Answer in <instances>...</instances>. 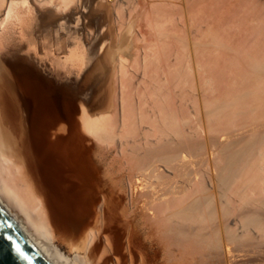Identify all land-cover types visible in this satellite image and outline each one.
<instances>
[{
  "label": "bare ground",
  "instance_id": "bare-ground-1",
  "mask_svg": "<svg viewBox=\"0 0 264 264\" xmlns=\"http://www.w3.org/2000/svg\"><path fill=\"white\" fill-rule=\"evenodd\" d=\"M183 1L181 33L152 27L143 48L122 0L118 29L87 35L89 0H0V206L51 264H264V45L221 57L220 32L199 38ZM126 143L130 208L91 158Z\"/></svg>",
  "mask_w": 264,
  "mask_h": 264
},
{
  "label": "rangeland",
  "instance_id": "rangeland-1",
  "mask_svg": "<svg viewBox=\"0 0 264 264\" xmlns=\"http://www.w3.org/2000/svg\"><path fill=\"white\" fill-rule=\"evenodd\" d=\"M118 1H121V0H118ZM126 1H127V3H126ZM128 1L129 0H122L126 9L124 8L125 9V10H123L124 12L122 11L123 16H121V19H122L121 23L125 24L129 21V19L134 18V19H132V21L135 22V25H136L135 30H136V32L140 31V33H137V35H139L141 37V41L139 42V46L146 48L147 44L143 43V39L149 37V35L151 34V32L153 30L152 27L154 28L155 26H157V28L162 27L161 30H165V31L167 30L169 32L170 31L171 32L176 31L178 33H181L180 31H181V29H183L181 27V26H183V22H182L183 16L181 15V12L183 9L182 4H184L185 1H183V0L182 1L181 0H169L170 3H168V4L163 3L164 0L163 1L162 0L161 1L160 0H147L148 3H146V0L145 1L144 0H141V1L140 0H130L131 3H133V4H130V1L129 2ZM187 1L189 3V8H190V16L189 17L192 18L190 20L193 23L192 25L194 26V30L195 29H196V31L198 30L196 33H197L199 38L201 35V32L199 33L201 25H203L206 28V29H203L206 32H209V30L211 31L212 27H214V28L216 27V30L218 31V33L220 32L219 36L221 38H219V39L222 40V41L220 40L221 44L224 45L221 48V54H222L221 57H223L224 55H226V53L228 51H230L228 49L235 48V47H236V49H240V48L243 49V47L245 46L246 43H247L246 45H248V46H250L252 43L253 46L251 45L252 46L251 48H253L255 45H258L255 47H257V49L258 48L262 49V47H259V44L262 42L260 44V46L264 45V35H263L264 34V0H215L216 4L214 3V0H187ZM75 2H76V0H75ZM137 2H139V4ZM32 3H33L32 6L35 9H38V6L36 3H34V0H32ZM175 3H177V4H175ZM75 4H77V3H75ZM113 4L114 3L111 4L110 0H89V3L86 5V8H82L81 11H77V15H75V18L81 17V25L82 26L80 25V29L82 31H80V32L83 33V35H87L86 28L87 29H93L94 25H95L94 23L97 20L99 21V25L105 21L106 23L109 24V26L112 25V27H116L118 29V25H117L118 21L116 20L117 14H115L117 12H116V8H115V4L114 5ZM134 4H136V5H134ZM144 4H147L149 7L147 5H144ZM205 4L208 6L209 9L206 8ZM100 5H102V7H100ZM103 5H105V6H103ZM167 5H168V7H167ZM129 6H131V7H129ZM139 6H140V9H139ZM141 7H142V9H141ZM171 9H172V11H171ZM168 10L170 11V14L168 15V19H169L168 22L163 24V25L159 24L161 26H158L156 24V19L157 20H165L164 17H162V15L160 14V12L161 11L162 12H169ZM204 10H206V11H204ZM108 11H109V13H108ZM159 14H160V16H158ZM110 16H111V18H110ZM39 17H40V15H39ZM196 17H198V18H196ZM177 18L181 19L182 21L178 20ZM109 20L111 21V25L109 23L110 22ZM70 26L76 27L75 23H72ZM252 27H254V28H252ZM208 28H210V29H208ZM212 30H215V29H212ZM232 33H233V36H232ZM39 34L41 35V33L36 32V35L39 36V38L42 37V35L40 36ZM7 36H8V34L2 35L0 41L5 40V39L7 40L8 39ZM37 36H35L36 39L38 38ZM246 37H248V38H246ZM39 38L37 41H41V39H39ZM85 38H86V36H85ZM168 41H171L170 38ZM257 41L260 43H258ZM167 47H166V49L168 50L167 53H169V49H171V48H169V46H167ZM149 51L150 50H146V52L148 54H150V52H151V51L150 52ZM32 56H33V54H32ZM164 57L166 58L167 56L165 55ZM149 59H151V58H149ZM182 63L183 62H180L181 65L179 64V66H181V68L178 66V70L175 69V70H173V72H175V71H176V73H177V71L180 72L183 69ZM43 67L44 66H42V69H43ZM46 68L49 69V67H44L45 70H47ZM136 68L131 69V72L136 75V78H135L136 80L134 79V82L138 81V79H141L140 82L143 80H147L148 78L144 77L145 75H143L144 74L143 71L145 69L144 70H143V68H142V70L139 69V68H141L140 66L137 69ZM146 68H148V66ZM148 71H150L149 68H148ZM141 75H142V77H140ZM190 79L192 80V77ZM162 88H164V85L162 86ZM126 90H127V91H125L126 94L129 95L128 88ZM99 91L100 90H98V88L96 87V89L94 91L95 100H94V98H92L91 103L94 104L96 102L97 95L99 94ZM161 92L162 91H157V93H159V94H161ZM163 92H164V90H163ZM97 104H98V102H96L94 105H97ZM136 127H138V126H134V129ZM138 128L135 129V131H134L136 133L135 137H137L141 133V131H140L141 129L139 130ZM134 129L133 128L130 129L131 132H133ZM134 132L132 135H134ZM128 134H130V133H128ZM223 143L226 144L227 141L224 140ZM126 145H127V143H126ZM126 145L123 146V149L125 148L124 150L121 147L122 145L119 146L118 144H111V145H107V146L106 145L101 146L99 144L98 148H97V145H95L96 148H95L94 153H92L91 158L93 157L92 158V165L95 164L96 167L102 165L99 168H101V169L104 168L102 170V172H104L103 179L105 178L104 180L107 182L108 188H106V189L108 190V193L110 194V196H112L114 199H116L118 197V195H119V197L122 195L123 208H130V200L129 199L131 197H133L132 196L133 195V192H132L133 188H132L131 184L135 181V176L137 174V171H136L137 166H136V163L134 162L135 161V159H134L135 155L132 154V149H134L133 146L128 144L126 147ZM122 152H123V154H122ZM105 154H106V156H105L106 158H104V156H103ZM131 156H132V158H131ZM106 161H107V163H105ZM59 166L61 167V170H63L64 173L68 174L67 181L69 180L68 183H70V186L74 185L71 189L72 190L74 189L73 190L74 194L76 195V197L79 200H81V196H83V194H81L83 192V191L81 192V189L83 188L81 181L76 180V178H74V177L73 178L75 180L71 181V179H73V178L69 177L70 173H68V172H70V170L67 168L66 164L61 163V164H59ZM205 167H202V171H203V173H205V175L208 176L211 173V171H210L211 169L209 166L206 168ZM163 168L164 167H162V169ZM101 169H100V171H101ZM100 174H101V172H100ZM119 180L121 182H119ZM130 181H131V183H130ZM118 187H121V188H118ZM118 189H120L121 191ZM131 189H132V191H131ZM76 190H78V191L76 192ZM115 191L116 192L119 191L117 193H120V194H117V193L115 194Z\"/></svg>",
  "mask_w": 264,
  "mask_h": 264
},
{
  "label": "water",
  "instance_id": "water-1",
  "mask_svg": "<svg viewBox=\"0 0 264 264\" xmlns=\"http://www.w3.org/2000/svg\"><path fill=\"white\" fill-rule=\"evenodd\" d=\"M0 264H51L1 206Z\"/></svg>",
  "mask_w": 264,
  "mask_h": 264
},
{
  "label": "snow or ice",
  "instance_id": "snow-or-ice-1",
  "mask_svg": "<svg viewBox=\"0 0 264 264\" xmlns=\"http://www.w3.org/2000/svg\"><path fill=\"white\" fill-rule=\"evenodd\" d=\"M17 251H19V248H17Z\"/></svg>",
  "mask_w": 264,
  "mask_h": 264
}]
</instances>
